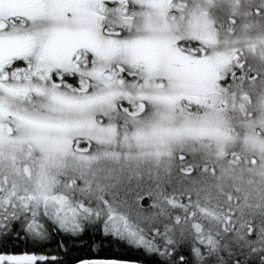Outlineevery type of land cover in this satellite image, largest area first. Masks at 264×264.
Wrapping results in <instances>:
<instances>
[{
  "label": "rangeland",
  "instance_id": "rangeland-1",
  "mask_svg": "<svg viewBox=\"0 0 264 264\" xmlns=\"http://www.w3.org/2000/svg\"><path fill=\"white\" fill-rule=\"evenodd\" d=\"M190 38L200 39L202 51L216 48L242 61L231 87L215 84L226 69L197 74L193 87L167 63L173 41ZM220 54L218 67L226 68ZM188 91L203 93L195 101L210 107L182 112L178 99ZM120 99L137 109L125 118L130 125L114 120ZM80 132L95 144L72 148L68 138ZM230 145L264 155V0H0V214L31 203L70 229L91 207L106 205L109 193L121 196L110 206L111 224L136 241L130 216L113 213L130 204V195L181 188L228 203L230 178L204 179L200 168L174 180L180 163L173 156L215 155ZM249 198L242 200L247 206Z\"/></svg>",
  "mask_w": 264,
  "mask_h": 264
},
{
  "label": "trees",
  "instance_id": "trees-1",
  "mask_svg": "<svg viewBox=\"0 0 264 264\" xmlns=\"http://www.w3.org/2000/svg\"><path fill=\"white\" fill-rule=\"evenodd\" d=\"M190 44H195V48L188 49ZM200 45L198 38L173 41L167 63L189 75L193 87H198L197 74L201 76L209 71L226 69L222 75L224 78H215V84L231 87V79L237 78L242 71V61H237L236 57L231 60V54L216 48L202 51ZM218 54L225 55L221 56V61L228 60L222 62L226 68L218 67ZM154 57L159 58L160 65L166 63L163 55ZM247 72L252 74V69ZM126 75L127 70L124 69L121 77L125 78ZM64 77L77 82L74 73H66ZM84 94L87 93H80ZM202 94L188 91L186 97L181 96L178 105L182 112L198 114L210 107L208 102L202 101L201 105L200 101H195L202 98ZM133 106L129 101H116L111 109L114 120L123 118L130 125L131 122L128 123L125 118L136 115L137 109ZM74 107L77 106L72 109ZM98 118L105 120L103 115ZM80 119L85 118L81 116ZM81 120L79 125L85 124ZM92 126L95 127V124ZM14 131L12 128L13 135ZM183 132L188 134L190 131ZM28 133L23 132V136L19 135L20 139L27 138L25 134ZM30 136L35 138L36 134ZM68 139L72 148L79 141L84 140L89 146L96 142V138L82 132ZM3 142H10V139ZM233 151L236 156L232 158ZM261 158L264 160V155ZM260 159L247 147L244 150L233 149L231 145L216 151L215 155L206 151L200 153L193 150L190 154L176 151L173 160L180 164L178 170H174V180L183 181L202 168L204 179L209 176L219 177L220 181L224 177L231 179V198L226 203L227 199L223 196L216 200L214 196L195 195L181 188L174 193L165 189L162 194L141 191L138 195H130L133 196L130 204L120 205L113 213L122 210L130 216L129 232L138 238L136 241L115 228L109 220L110 206L121 201V196L106 193L102 197L106 205L91 207L84 217L79 216L78 224L70 229L62 228L45 212H35L31 203L28 208L25 205L14 206L11 211L0 214V264H75L82 259L143 264H264V163L261 164ZM242 180L246 181V185L239 189ZM245 197H250L252 205L247 206L242 202ZM197 204L213 208L214 211H200ZM135 211H138L137 215ZM37 227L40 232L35 230Z\"/></svg>",
  "mask_w": 264,
  "mask_h": 264
},
{
  "label": "water",
  "instance_id": "water-1",
  "mask_svg": "<svg viewBox=\"0 0 264 264\" xmlns=\"http://www.w3.org/2000/svg\"><path fill=\"white\" fill-rule=\"evenodd\" d=\"M75 264H143V263L122 261V260L87 259V260H80Z\"/></svg>",
  "mask_w": 264,
  "mask_h": 264
},
{
  "label": "bare ground",
  "instance_id": "bare-ground-1",
  "mask_svg": "<svg viewBox=\"0 0 264 264\" xmlns=\"http://www.w3.org/2000/svg\"><path fill=\"white\" fill-rule=\"evenodd\" d=\"M82 260H87V259H82Z\"/></svg>",
  "mask_w": 264,
  "mask_h": 264
},
{
  "label": "flooded vegetation",
  "instance_id": "flooded-vegetation-1",
  "mask_svg": "<svg viewBox=\"0 0 264 264\" xmlns=\"http://www.w3.org/2000/svg\"><path fill=\"white\" fill-rule=\"evenodd\" d=\"M14 56H16V55H14Z\"/></svg>",
  "mask_w": 264,
  "mask_h": 264
}]
</instances>
